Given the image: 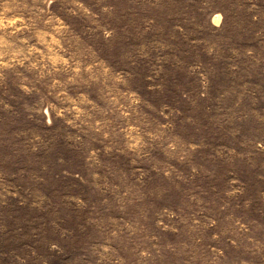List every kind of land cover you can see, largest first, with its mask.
Returning <instances> with one entry per match:
<instances>
[{"label": "rangeland", "instance_id": "374dc122", "mask_svg": "<svg viewBox=\"0 0 264 264\" xmlns=\"http://www.w3.org/2000/svg\"><path fill=\"white\" fill-rule=\"evenodd\" d=\"M0 264H264V0H0Z\"/></svg>", "mask_w": 264, "mask_h": 264}]
</instances>
